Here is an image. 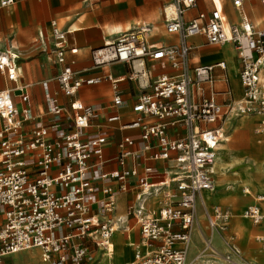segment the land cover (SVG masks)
Wrapping results in <instances>:
<instances>
[{
	"label": "built area",
	"instance_id": "obj_1",
	"mask_svg": "<svg viewBox=\"0 0 264 264\" xmlns=\"http://www.w3.org/2000/svg\"><path fill=\"white\" fill-rule=\"evenodd\" d=\"M231 1L240 13L237 24L228 23L220 0H211L210 13L192 18L188 14L197 9L198 0H168L163 8L165 27L178 37L176 44H149L152 27L142 25L92 51L94 69L126 67L120 76L82 78L67 63V32L51 22L54 55L61 68L57 82L68 102L62 105L57 95L52 96L48 114L67 115L72 127L56 138L44 126L24 132L32 119L29 110L20 117L16 90L0 91V264L31 250H39L44 264H85L93 247L104 248L118 230H129L127 220L116 216L118 196L129 193L136 195L129 217L139 227L140 242L133 245V261L126 264H264V234L256 239L262 261L246 258L234 238L228 241L222 234L229 231L232 213L207 203L215 192L213 168L225 124L258 117L264 136V28L244 11L252 0ZM14 4L15 0H0V8ZM261 6L264 12V0ZM196 37L209 46L234 47L243 87L240 101L228 89L221 93L227 101L217 102L215 70L226 72L227 66H193L190 40ZM19 60L17 54L0 51V73L7 81L19 79ZM149 63L170 67L175 75L153 78ZM104 81L113 88L110 105L91 106L77 99L84 86ZM221 81L227 85L228 76ZM126 82L141 90L131 97L132 117L127 122L120 113V85ZM18 90L27 103L29 96ZM173 130L180 134L171 136ZM124 131H137L139 137H121L117 155L105 158L114 134ZM112 165L116 167L106 169ZM263 205L264 194L256 196L242 218L264 230ZM196 236L202 243L192 255ZM215 237L223 250L215 246Z\"/></svg>",
	"mask_w": 264,
	"mask_h": 264
},
{
	"label": "crops",
	"instance_id": "obj_2",
	"mask_svg": "<svg viewBox=\"0 0 264 264\" xmlns=\"http://www.w3.org/2000/svg\"><path fill=\"white\" fill-rule=\"evenodd\" d=\"M220 1L228 23L237 24L240 20V13L233 7L232 1ZM167 3L168 0H15L13 6L0 8V51L11 52L20 56L19 79L16 82H9L0 73V91L4 89L16 90L15 102L20 117H22L24 110H29L32 119L24 125V132L29 133L39 126H44L49 127L52 131V138H56L69 131L72 127L71 120L67 115L53 118L48 114L50 98L52 96L57 95L62 105H67L68 102V99L61 94L57 82L61 68L56 63L54 55V42L51 36L52 21H56L59 28L67 32V63L75 72L80 73L82 78L102 77L105 73L120 76L126 72V67L114 65L105 70L94 69L91 56L92 51L102 48L106 42L115 40L119 34L135 30L142 25L152 27V32L148 37L149 44L156 46L176 44L178 37L169 35L166 32L163 8ZM212 9L211 0H198L197 9L190 12L188 18L196 17L199 13L208 14ZM244 11L255 25L264 28V12L261 0L247 2L244 5ZM190 43L193 47L191 52L193 66L215 65L220 62H225L227 66L226 72L219 69L215 70V75L218 79L215 91L220 93L216 95L217 102L224 104L227 101L228 97L221 93L228 89L231 90L233 99L240 101L243 97V87L239 78L240 61L234 47L232 45L209 46L203 37L192 38ZM72 50H76V52H72ZM235 64H237V71L235 70ZM148 67L152 69L153 78H158L163 74L175 75V71L170 67L163 68L151 63L148 64ZM224 75H227L229 78L227 85L221 81ZM238 80L241 92L238 87ZM120 88L124 92V106L120 110V113L123 116V120L127 122L132 117L131 97L133 94H139L141 90L136 84L129 82L121 84ZM18 89H22L29 96L27 103L22 102L19 98L20 91ZM113 96L112 86L104 81L100 85L84 86L76 97L86 105L107 107L111 104ZM258 121V117H248L247 120L230 119L225 124L224 129L228 127V132L233 128L236 132H242L239 128L240 124H252V122L258 124ZM106 132L104 131L103 133ZM129 132H134L131 136L139 137V132L137 131L116 132L114 134L115 142H112L110 146L105 148L107 150L105 158L117 155V141L123 136H128L125 134ZM177 134H180L179 130L170 132L171 136ZM260 139L263 140L262 137ZM244 147L250 150L249 154L251 156L257 154L254 152L252 145ZM238 152L242 153L241 151ZM242 154L246 157L244 153ZM115 167L112 165L106 169L111 170ZM214 178L216 183L217 177L215 172ZM154 181L155 179L152 180V182ZM244 189H248L249 194H243L241 197L248 196L252 201L251 204L246 205L241 210L240 214L236 215L238 219L234 221L232 227L233 208L240 204L237 195H239L240 190L243 193ZM263 192L258 195L264 194ZM135 196V194L129 193L120 194L117 198L116 216L127 220L130 228L127 232L118 230L111 241V244L115 245L113 247L114 252L119 253L114 264H126L133 261V245L140 242L139 227L129 217L130 208L135 201ZM98 197L101 198V195L98 194ZM255 198L256 196L252 195L250 187L238 188L233 186L232 188H219L217 186V192L215 191L213 195L207 197V203L210 206H220L232 213L233 217L230 222V228L232 227L233 230L238 222H244L245 224L251 222L242 218V212L255 202ZM149 203L154 206L156 203L155 198H151ZM222 203L226 206H223ZM248 229H251L249 225ZM252 229L255 232L251 231L249 237L245 241L243 240L244 242H252L254 234V239L257 242L258 236L264 234L263 228L259 226L253 224ZM234 232L236 233L235 229ZM236 235L242 240L237 233ZM201 243L200 237L196 236L191 252L192 255L197 253ZM214 244L220 250L224 249L218 237L214 238ZM237 246L242 250L246 258L253 261H262L261 247L257 250L256 247L248 246L245 250L240 245ZM129 250H131V253L128 252ZM254 252L261 255V260H258L256 256H252ZM22 254L12 257L13 259H17ZM102 254V250L99 251L91 264H103ZM12 257L6 260V264L12 261Z\"/></svg>",
	"mask_w": 264,
	"mask_h": 264
},
{
	"label": "bare ground",
	"instance_id": "obj_3",
	"mask_svg": "<svg viewBox=\"0 0 264 264\" xmlns=\"http://www.w3.org/2000/svg\"><path fill=\"white\" fill-rule=\"evenodd\" d=\"M235 70L237 71V64H235ZM245 120L247 119L245 118ZM239 128L241 129V131H245L246 133H244V135L240 137L241 140L234 142L235 145L236 144L237 145L243 144V146L252 145L254 148V152H256L258 155H261L262 157L261 161L260 162L250 161L248 157H242L240 152L236 151V149H232L230 147V143H232L233 136L230 135V132L227 131L228 127H225L224 129L225 135L223 139L224 141L221 144L225 148H222V146L220 145V152H218L219 156H217L216 162L214 164V172L216 176L221 178H228V177L234 178L233 180H231V183H223L225 188H232L233 186L240 188V186L244 185L245 187L254 188L262 192L264 191V184H263L264 149L259 148V143L254 138L253 124H240ZM219 185L221 186V184ZM247 190L245 189L243 190L244 195L249 194ZM215 191L217 192L216 183H215ZM234 229L236 233L240 236V238L244 241L246 240V238L249 237L251 231L255 232V230H253L252 228L248 229V225H246L244 222L236 223ZM114 246L115 245H113V243L111 244V242H109V244L106 247L100 248V250H102L103 252L102 254L103 264H114V260L119 255L118 252L116 251L114 252L113 250ZM32 251L39 252V250H31L29 252ZM19 254L22 253H18L16 255ZM36 258H38V256Z\"/></svg>",
	"mask_w": 264,
	"mask_h": 264
},
{
	"label": "rangeland",
	"instance_id": "obj_4",
	"mask_svg": "<svg viewBox=\"0 0 264 264\" xmlns=\"http://www.w3.org/2000/svg\"><path fill=\"white\" fill-rule=\"evenodd\" d=\"M238 87H239V90L241 92V87H240V84H239V80H238ZM16 104V102H15ZM17 105V104H16ZM248 119V117H241L239 119ZM253 134H254V138L255 140L260 144H259V148L260 149H264V137L263 135L260 133V130H259V126L258 124L256 123H253ZM134 132H129V133H126L125 135H128V136H131ZM241 133V134H240ZM244 133H246L245 131H242V132H236L235 129L233 128L231 131H230V135H232L233 139H232V143H230V147L232 149H236L238 151H241L242 153H244L246 155V157H248L250 159V161H255V162H260L262 157L261 155H258V154H254V155H250L249 152L250 150L247 149V147H244L243 144H236L235 145V141H238V140H241L240 137L242 135H244ZM260 137L263 138L260 139ZM222 148H225L223 145H221ZM220 149V147H219ZM106 152L107 150H104V156L106 157ZM241 153V156L244 157V155ZM252 159V160H251ZM216 185L219 186V188H223L224 187V184L223 183H231V180H233L234 178H231V177H228V178H221V177H218L216 176ZM221 184V186L219 185ZM245 187L244 185L240 186V188H243ZM251 193L252 195L254 196H257L258 194H260L261 192L257 189H254V188H251ZM264 193V192H263ZM241 195H243L242 191L240 190L239 191V195H237V199L240 201V204L235 206L233 208V220H232V227H233V224H234V221H236L238 218L236 217V215L240 214L241 210L248 204H251V198H249L248 196L247 197H241ZM223 204V203H222ZM223 206H226L225 204H223ZM2 222V218H0V223ZM246 225H249L251 228L253 227V224L251 222H247ZM232 227L229 229L228 232L226 233H222L224 237H228V241L231 240V237H233L234 239L233 242L237 245H240L243 249H247L248 246H251V247H256L257 250H259L260 246L259 244L255 241V234L252 236V242H249V241H246L244 242L243 240H240L238 238V236L236 235V233L234 232V229L232 230ZM234 234H235V237H234ZM251 239V238H250ZM249 242V243H247ZM99 251H101L100 249H98L97 247H93V250L91 252V254L88 256L87 260L85 261V264H91L93 259L97 256V254L99 253ZM129 253H131V250L128 251ZM32 253V254H31ZM40 254V252H39ZM38 254L37 251H32V252H26V253H23L21 256H17L18 258L17 259H13L12 257V261L9 263V264H42L41 263V257L40 255ZM257 252L255 253H252V256H256L258 257V260H261V255L257 254ZM15 256V255H14ZM38 256V258H36ZM116 260V259H115ZM115 260H114V263H115ZM124 261V260H123ZM127 261V260H126Z\"/></svg>",
	"mask_w": 264,
	"mask_h": 264
}]
</instances>
